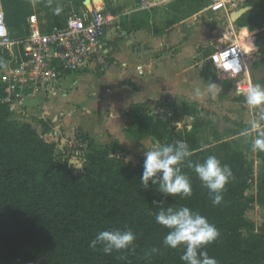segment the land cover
<instances>
[{
  "label": "trees",
  "instance_id": "trees-1",
  "mask_svg": "<svg viewBox=\"0 0 264 264\" xmlns=\"http://www.w3.org/2000/svg\"><path fill=\"white\" fill-rule=\"evenodd\" d=\"M86 1L38 0L43 31L63 27L69 16L81 13ZM103 1L106 9L117 13L112 9L114 0ZM191 1L203 8L204 0ZM0 5L12 38L26 37L27 19L37 14L32 0H0ZM57 7L59 14L54 12ZM262 10L255 7L237 24L262 31ZM121 20L126 28L127 17ZM243 34L252 35L247 29H242ZM211 53L206 50L205 56ZM9 58L0 47V70ZM201 77L208 80L210 74L202 72ZM5 96L0 82V264H185L181 259L185 249L165 247L169 229L155 220L160 207L181 206L198 211L219 230L218 239L204 248L218 264H264V223L257 229L245 218L256 199L264 207V151L258 149L257 154L262 163L257 195L249 197L254 165L242 150L228 141L203 148L198 144L197 124L190 131H177L150 111V103L135 104L126 113V131L135 143L153 139L162 146L182 140L189 145L193 163L214 155L231 167L233 178L221 204L212 203L208 189L186 163L182 171L192 183L190 198L165 196L151 182L144 188L140 183L144 159L134 166L115 156L122 150L117 142L112 143L117 148L102 146L87 135L77 138L87 142L88 151L86 176L80 178L69 156L62 150L59 155V144L51 140L52 123L39 120V133L28 121L14 117ZM262 132L258 131L257 137ZM116 229L135 233L134 250L105 254L100 245L90 247L99 232ZM154 247L158 253H151Z\"/></svg>",
  "mask_w": 264,
  "mask_h": 264
},
{
  "label": "rangeland",
  "instance_id": "rangeland-1",
  "mask_svg": "<svg viewBox=\"0 0 264 264\" xmlns=\"http://www.w3.org/2000/svg\"><path fill=\"white\" fill-rule=\"evenodd\" d=\"M134 1L114 0L112 9L118 14L128 12L134 6ZM32 2L35 12L42 18L38 0H32ZM254 2L257 3L254 4ZM87 5H90V2ZM94 5L97 7L102 6L101 2H95ZM257 6H261L263 9L261 18L263 17L264 20V0H234L232 2H229V0H204L202 9H200L197 2L179 0L168 7L156 11L133 14L128 17V21L126 20L127 25L130 22L129 20H136L131 28L134 33L138 32V29H145L146 31H153L156 36L168 39L166 47L170 46V50L162 52L159 57L164 63L171 59H178L177 55L181 52L180 50L184 47L188 48L190 54L186 57L187 65L192 67L191 75L189 74V76L195 86L192 89L191 98L188 99L186 96L176 97V99L165 98L164 100L161 98L160 103L157 102L156 105L153 103L149 104L150 111L165 120L170 126L175 127L177 131H190L197 124L199 128L197 132L198 144L203 148L228 141L242 150L248 160L254 165V178L247 192L249 197L257 195L258 176L262 170V163L257 156L258 149L253 150L252 144L257 138V132L264 130V118H262L264 117V112H261L259 107H251L246 104V97L238 95L236 92L235 83L239 80L222 76L210 64L205 52L206 50L212 52L217 47L231 43L240 45L246 54L254 85L257 83L264 85V26L262 31H251L248 28H240L237 24L238 20L233 21L231 19V15L234 12L244 8H250L249 12H251ZM127 28V26L126 28L117 26L114 29H109L106 33L105 42L108 44V48L112 49V54H122L120 56L121 63L125 61L131 66V62L134 59H129L128 57L131 51L130 44H128L129 40H123L124 38L120 34L121 31H127ZM242 29H247L252 35H240ZM119 40L123 41L119 42ZM243 41L247 42L246 47L243 46ZM252 46H254V50L250 53L247 52L246 49ZM134 56L137 62L139 56L138 54ZM112 61L113 59L109 58V63ZM108 66L109 64L97 68L91 67L85 70L88 73L70 76L61 83L62 95L54 102L51 100L48 105L54 107V111L64 110L68 113L70 107L77 104L76 101L81 102L82 98L89 97L88 94L92 83L97 84L99 87L95 92L97 97H104V88L115 79L118 73L117 70H113L111 76H107L103 84L100 83L99 80L102 78L100 74H104ZM202 72L210 74L208 80L201 77L200 73ZM73 83L78 84V86L73 87ZM213 83L217 85L214 96L212 91L208 89V86ZM197 89L200 90L199 94ZM68 91H70L68 96L64 97L63 95ZM38 121V117H33V112H31L28 122L40 133L42 130L38 125ZM254 122L258 123L259 126L253 128L252 124ZM54 130L58 131V137L54 136L51 140L59 144L58 152L60 155L61 141L63 139L67 140L68 137L65 133L61 135L59 129H56L53 125ZM75 130L74 134L76 133L77 137L86 138L87 134L81 128ZM128 136L134 147L128 152L119 149L115 152V156L126 160L134 166L139 165L145 159V153L149 148L159 146L153 139H145L140 143H135L132 137ZM111 144L99 145L109 147ZM112 146V148H117V144H112ZM86 148L87 142L79 139L74 141L73 149H70L75 151L74 155L77 157L71 158L69 156L70 161L72 160L75 163L70 165L74 167L75 173L80 178L86 176L84 170V163L88 154ZM245 218L247 222L254 224L257 229L264 223V207L257 199L250 205Z\"/></svg>",
  "mask_w": 264,
  "mask_h": 264
},
{
  "label": "built area",
  "instance_id": "built-area-1",
  "mask_svg": "<svg viewBox=\"0 0 264 264\" xmlns=\"http://www.w3.org/2000/svg\"><path fill=\"white\" fill-rule=\"evenodd\" d=\"M179 0H136L135 12H152ZM121 14L85 4L81 13H73L63 27L49 32L42 29L37 14L28 17V35L12 38L0 5V47L9 53L7 66L0 70V82L5 86V102L14 117L29 121L33 109L26 108L28 100H39V106L62 95L61 83L70 76L91 67L107 66L110 49L106 33L120 22ZM210 64L222 76L239 80L238 95L244 96L254 86L243 48L231 43L217 47L208 57ZM51 136L58 137L54 130Z\"/></svg>",
  "mask_w": 264,
  "mask_h": 264
},
{
  "label": "crops",
  "instance_id": "crops-1",
  "mask_svg": "<svg viewBox=\"0 0 264 264\" xmlns=\"http://www.w3.org/2000/svg\"><path fill=\"white\" fill-rule=\"evenodd\" d=\"M92 1L90 5H94ZM135 9L136 0L131 10L120 14L127 17L128 21V17L133 14L146 13L135 12ZM129 21L128 25L126 22V26L130 32L121 31L120 34H122L123 40H129L128 44H130L131 51L128 57L134 60L131 62V66L125 61L121 63L120 56L122 54H112V49H110V59L113 61L109 63L106 72L100 74L102 78L99 82L103 84L104 79L111 76L113 70H117L118 73L115 79L104 88V97H97L95 92L99 87L92 83L89 97L82 98L81 102L76 101L77 104L70 107L68 113L64 110L54 111V107L48 105L51 102L31 111L33 117L50 121L56 129H59L61 135L62 133L67 134V140L61 141V150L71 158H77L74 155L75 151L70 150L73 149L74 141H78L77 134H74L75 129L81 128L88 137L99 144L107 145L117 142L123 151L128 152L134 147L126 131L129 122L126 113L132 106L143 103L156 105L157 102L160 103L161 98L164 100L165 98L176 99V97L186 96L190 99L193 94L192 89L195 86L189 76L192 67L187 65L186 59L190 54L188 48L184 47L180 50L181 52L177 55L178 59H171L164 63L159 57L162 52L170 50V46L166 47L168 39L156 36L153 31L150 32L145 29H138L139 31L134 33L131 28L136 20ZM121 22L120 19L117 26L121 27ZM121 41L119 40V42ZM136 54L139 56L137 62L134 56ZM85 73L88 72L83 71L78 74ZM72 86L76 87L78 84L73 83ZM69 92L63 96L67 97ZM57 124L58 126H56Z\"/></svg>",
  "mask_w": 264,
  "mask_h": 264
},
{
  "label": "clouds",
  "instance_id": "clouds-1",
  "mask_svg": "<svg viewBox=\"0 0 264 264\" xmlns=\"http://www.w3.org/2000/svg\"><path fill=\"white\" fill-rule=\"evenodd\" d=\"M55 14L60 13V8L54 9ZM254 46L246 49L252 52ZM215 83L208 86V89L215 95ZM199 89L197 92L199 94ZM246 104L251 107H259L264 112V85L259 83L250 87L245 94ZM264 118V117H262ZM258 123H253L252 127H258ZM253 150L264 151V132L253 141ZM192 156L189 145L177 140L172 144L149 148L145 153L143 173L140 183L144 188L151 185L156 186L157 192L165 196H180L190 198L193 195L192 183L189 177L182 171V165L193 169L202 185L208 189L209 197L214 205H220L223 200V193L226 185L233 178L231 167L222 164L214 155L208 156L202 163H193L189 158ZM72 164V161H69ZM157 205H162L159 201H154ZM155 220L160 225L169 229L164 237L165 247L172 249L184 248L181 256L185 264H218L215 258L209 256L204 250L206 245L212 244L220 236L219 230L208 219L198 211L191 210L186 206L177 208L160 207L155 215ZM136 239L135 233L131 229L111 230L99 232L95 239L91 241L90 247L96 249L101 246L105 254L113 251H127L133 249ZM158 248H152L151 253H158Z\"/></svg>",
  "mask_w": 264,
  "mask_h": 264
},
{
  "label": "water",
  "instance_id": "water-1",
  "mask_svg": "<svg viewBox=\"0 0 264 264\" xmlns=\"http://www.w3.org/2000/svg\"><path fill=\"white\" fill-rule=\"evenodd\" d=\"M101 1V3L103 4V0H100ZM88 2H91V0H87L86 2H85V4H87ZM95 2H97V0H93L92 1V4H95ZM250 11V8H244V9H241V10H239V11H237V12H234L232 15H231V19L233 20V21H237V20H239L242 16H244L247 12H249ZM39 105V100H37V99H34V100H28V101H26V103H25V106H26V108H29V109H34V108H36L37 106ZM72 161V160H71ZM73 163L72 164H75L74 163V161H72Z\"/></svg>",
  "mask_w": 264,
  "mask_h": 264
},
{
  "label": "bare ground",
  "instance_id": "bare-ground-1",
  "mask_svg": "<svg viewBox=\"0 0 264 264\" xmlns=\"http://www.w3.org/2000/svg\"><path fill=\"white\" fill-rule=\"evenodd\" d=\"M97 2H101L100 0H97ZM102 4V3H101ZM241 10V9H240ZM230 28V27H229ZM233 30V29H232ZM235 31V30H234ZM244 42V41H243ZM243 46H247V42L245 41L244 43H243Z\"/></svg>",
  "mask_w": 264,
  "mask_h": 264
}]
</instances>
